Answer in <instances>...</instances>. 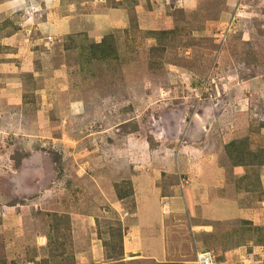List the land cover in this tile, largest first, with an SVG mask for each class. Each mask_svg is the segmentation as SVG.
Instances as JSON below:
<instances>
[{
  "label": "rangeland",
  "instance_id": "rangeland-1",
  "mask_svg": "<svg viewBox=\"0 0 264 264\" xmlns=\"http://www.w3.org/2000/svg\"><path fill=\"white\" fill-rule=\"evenodd\" d=\"M0 61V264H264V0H0Z\"/></svg>",
  "mask_w": 264,
  "mask_h": 264
},
{
  "label": "crops",
  "instance_id": "crops-1",
  "mask_svg": "<svg viewBox=\"0 0 264 264\" xmlns=\"http://www.w3.org/2000/svg\"><path fill=\"white\" fill-rule=\"evenodd\" d=\"M2 64H3V61H0V74H1V71L3 70V67H2ZM184 162V161H183ZM183 162H180V163H183ZM181 180V179H180ZM158 191V189L156 190ZM158 201V200H157ZM148 202V201H146ZM151 204V203H150ZM169 206L173 204V202H169L168 203ZM167 204V205H168ZM149 206V203H145V202H141L137 205V214L138 215H142L140 216V221L142 222L144 228L146 229L145 231H143V236L141 238V243L137 244V247H139V249H142L143 250V247L144 248H150V251H151V254L152 255H159L160 252H162V249H163V238L161 239V242H160V238L158 240V237L160 235L161 237V233L164 232V227L163 225L159 226L158 227V230H160L161 233H158L157 231V223H153V225L151 227H156V229H151L149 231H147L148 229V226L151 225L152 223H148V221L146 222L147 220V212L144 208V206ZM152 205V208L154 210V212H156V222H159V219L161 218V206L159 203H156L155 205L151 204ZM155 231V232H154ZM155 233V236L154 234ZM145 234V235H144ZM150 235H151V238H150ZM155 237V239L153 238ZM129 240V238L127 239ZM132 240L134 241H138L137 238H133ZM151 242V243H150ZM157 242L161 243V244H157ZM128 243V241H127ZM130 243V242H129ZM137 242H134L133 244H135ZM90 246L91 245H95V247L97 248V251H98V247L99 245L101 244V241L99 239H94V237H91L90 238V242H89ZM158 246L160 247V250L158 249ZM122 251L125 253L126 252V247L124 246V249L122 248ZM136 251H138V249H133V251H131L132 253H136ZM130 252V253H131ZM77 255H79V251L77 252ZM129 254H127L128 256ZM129 260H132V259H137V258H144V259H151L153 258V256H144L142 253L141 255L137 252V255L135 256H132V255H129ZM125 260H127L126 258H124Z\"/></svg>",
  "mask_w": 264,
  "mask_h": 264
},
{
  "label": "built area",
  "instance_id": "built-area-1",
  "mask_svg": "<svg viewBox=\"0 0 264 264\" xmlns=\"http://www.w3.org/2000/svg\"><path fill=\"white\" fill-rule=\"evenodd\" d=\"M195 260L197 264H213L214 255L211 251H199L197 250L195 253Z\"/></svg>",
  "mask_w": 264,
  "mask_h": 264
},
{
  "label": "trees",
  "instance_id": "trees-1",
  "mask_svg": "<svg viewBox=\"0 0 264 264\" xmlns=\"http://www.w3.org/2000/svg\"><path fill=\"white\" fill-rule=\"evenodd\" d=\"M123 196H125V192L124 193H122V194H119V197H123Z\"/></svg>",
  "mask_w": 264,
  "mask_h": 264
}]
</instances>
